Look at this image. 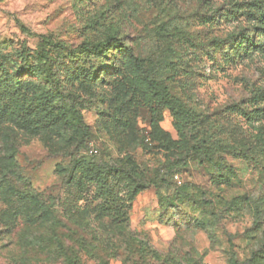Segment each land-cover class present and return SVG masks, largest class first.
Here are the masks:
<instances>
[{
	"label": "rangeland",
	"instance_id": "obj_1",
	"mask_svg": "<svg viewBox=\"0 0 264 264\" xmlns=\"http://www.w3.org/2000/svg\"><path fill=\"white\" fill-rule=\"evenodd\" d=\"M0 264H264V0H0Z\"/></svg>",
	"mask_w": 264,
	"mask_h": 264
},
{
	"label": "trees",
	"instance_id": "obj_2",
	"mask_svg": "<svg viewBox=\"0 0 264 264\" xmlns=\"http://www.w3.org/2000/svg\"><path fill=\"white\" fill-rule=\"evenodd\" d=\"M99 47H100V45L93 46V48H96V49H98ZM152 85H153L154 87H157L156 83H152ZM168 101H169V100H168ZM169 102H170V101H169ZM174 106L178 109V111H179V113H180L181 115H187V114H188L187 112H185V111L182 109V107L180 106L179 103L174 102Z\"/></svg>",
	"mask_w": 264,
	"mask_h": 264
}]
</instances>
